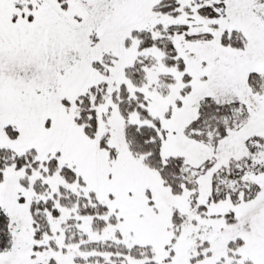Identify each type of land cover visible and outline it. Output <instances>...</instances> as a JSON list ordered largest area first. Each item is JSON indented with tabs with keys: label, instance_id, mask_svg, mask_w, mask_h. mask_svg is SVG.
I'll return each mask as SVG.
<instances>
[{
	"label": "snow or ice",
	"instance_id": "snow-or-ice-1",
	"mask_svg": "<svg viewBox=\"0 0 264 264\" xmlns=\"http://www.w3.org/2000/svg\"><path fill=\"white\" fill-rule=\"evenodd\" d=\"M0 264H264V0H0Z\"/></svg>",
	"mask_w": 264,
	"mask_h": 264
}]
</instances>
